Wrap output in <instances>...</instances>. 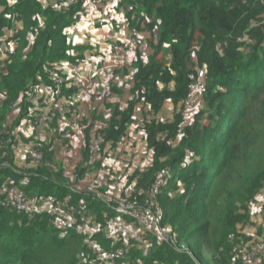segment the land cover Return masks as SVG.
<instances>
[{"label":"trees","instance_id":"trees-1","mask_svg":"<svg viewBox=\"0 0 264 264\" xmlns=\"http://www.w3.org/2000/svg\"><path fill=\"white\" fill-rule=\"evenodd\" d=\"M126 2L129 24L147 33L151 51L146 61L136 63L134 101L124 110L115 108L105 134L111 139L120 135L138 102L148 107L141 123L147 145L154 150L152 164L136 171L133 178L138 189L146 192L158 171L171 170L173 177L158 202L160 224L170 228L174 242L148 234V251L132 241L116 262L245 264L240 245L249 237L239 226L249 222L251 202L264 190V0ZM80 10V2L56 10L37 0H16L0 13V36L12 28L6 13L16 12L23 25L13 27L14 48L0 61V264H106L76 228L61 231L53 215H29L6 203L2 193L16 184L25 199L64 200L71 194L62 175L46 165L29 182L22 181L12 149L13 122L8 117L22 102L24 115L37 85L49 84L44 66L77 60L69 51L83 48L72 45L65 30L78 21ZM197 66L205 70L203 104L193 122L183 126V107L198 76ZM167 101L173 111L166 118L161 114ZM48 146L45 143L42 151ZM187 152L190 160L181 166ZM178 179L184 191L171 196L168 190L179 185ZM71 196L68 211L76 209L75 215L86 213L105 224L103 215L111 214L109 207L87 194ZM97 241L105 250L117 247L106 233ZM181 245L193 254L179 250Z\"/></svg>","mask_w":264,"mask_h":264},{"label":"built area","instance_id":"built-area-1","mask_svg":"<svg viewBox=\"0 0 264 264\" xmlns=\"http://www.w3.org/2000/svg\"><path fill=\"white\" fill-rule=\"evenodd\" d=\"M15 1L16 0H14L13 6L15 4ZM79 2L81 3V10L78 13V21L83 20L86 23H89L90 27L94 29V27H96L95 18L97 13L96 9L98 7V0H43L42 4L43 7L50 6L56 10H65L73 4ZM6 14H8L9 16L8 19H11L12 28L5 29V32H3L2 35H8V40L11 41L12 46L9 47V44L7 45L6 43H4L3 40H0V53L3 54V58H0V61H4L5 59H7L10 51L13 50V27L17 26L14 22L13 13ZM39 21L40 25L44 24V20L42 17H39ZM96 29L100 30L101 28ZM2 35L0 37H2ZM88 40L94 46L93 48L97 49V51L100 47H104L102 59H100L99 62H92V60L90 59L85 60L84 55L79 57V53H77L76 56H72L71 51H69L72 57L77 58L76 61H61L58 63H53L51 67L44 66V74H48L47 78L50 82L49 84L43 83L42 85L40 82L37 85V87L34 89V94L28 100L30 103H32V105L28 106L27 109H29V107L38 106L39 96H41V98L43 99V103L47 102L46 97L47 94L50 93V89L44 87V90L46 91H42L41 94L38 92V90L43 85H45L46 87H50L54 90V95L56 96V98H58L59 102L66 105L64 108H61L62 113L69 111L75 112L77 114L72 115V117L76 119H81L85 117L90 118L91 115L88 114L89 108L85 104L81 103L79 100L83 85L89 81L95 82V80L92 79V76L95 73H97L98 76L100 73L103 72L116 71L120 68H123L127 64L129 50L139 49L141 51H146L148 49L146 32H143L133 27L130 31H127L121 37L119 42L106 41L95 31H92V33L88 36ZM70 43L72 44V42ZM86 58H90V56L88 55L86 56ZM84 62H88V68L86 69H82L81 67L82 63ZM107 63H115V67L110 66ZM196 69L198 70V76L189 86L190 94L183 107V126L193 122V120L190 122V120H187L188 118L185 117V109L189 106L188 103L197 100L199 96H202L204 94L206 89L204 67L197 66ZM68 96L71 97L70 100L65 99ZM22 105L23 102L20 106L16 107L14 112L11 113L8 117V121L13 122V125H11L12 129L10 130V134L13 135V138L16 137L15 130L18 124L17 121L21 117V113L23 110ZM42 114L43 111L39 109L38 116H41ZM157 118H160V116H157ZM51 119H53V115H49L48 113H46V116L43 118V120L45 121H49ZM16 122L17 124L14 125ZM58 130L59 128H48L47 133L50 137H56V133L58 132ZM81 138L85 140L86 135L82 133ZM93 138H95V140H93ZM108 139L110 140L111 138H108L106 136L104 130H98L96 131L94 136L90 138L88 144L86 143V141L84 142V148L88 147L89 150L91 149L92 162L100 160L105 152L110 151ZM172 141L175 142V140ZM45 143L49 145L47 150L50 149L51 142L41 140L33 145V148L36 149V151L39 153H25L24 157H27L28 159H33L36 162V169L46 165L51 171L60 173L65 183H67L66 187L70 190L71 194L66 196L67 198L64 200L54 196H43L41 198L32 197V199H25L23 196L24 193L21 190H17L16 184H13L11 187H6L2 191V193L5 194L6 203L17 207L18 209L29 215H33L35 213H48L53 215L54 223L57 228L61 231L67 230L66 228L71 227L76 228L82 234L85 228H89L91 235H89L85 239V241L94 250V252L98 254L100 259L106 261V264H120L116 261L119 258L123 257L128 251V249H130L132 241H136L140 248H142L144 251H148L151 243L148 234L155 235L158 237V239L161 240L174 242V239L171 235V230L168 226H166L168 228V234L166 233L164 236L160 235L162 231H164L163 228L165 227L161 226L160 224L161 207L158 202V197L159 194L162 192V188L165 187L170 181V179L173 177L172 172L169 168H164L158 171L156 173V179L152 184L151 188L145 192L141 189H138L137 181L133 178V174L136 171L140 170L138 158L132 160L123 154H119L122 160H118L116 169L123 171L122 168H125L126 173L130 175L129 182L127 183L128 187L126 189L121 190L115 188L114 186H111V189H115L117 191H114V194L104 193L101 190H98L100 184L103 183V180L97 177V172L96 174H91L90 172H87L86 177L83 180H80L78 178L79 173L75 172L74 170H71L72 168H70V166L62 168L61 164L56 163L55 161L50 160L44 162V152L42 151L41 147ZM2 144L3 139L0 135V147ZM149 151L151 155H153L154 150L149 147ZM13 154L16 165L17 159L14 151ZM189 160L190 154L189 152H187L185 161L181 163V166H185ZM16 169L17 171L22 173V181L24 183L30 181V177L32 174L23 173L22 171L18 170L17 166ZM81 182L84 184H80ZM114 185H117V183L115 182ZM144 192L145 196L142 198H138V196H142ZM79 193L87 194L91 196L94 200H100L103 203L104 207H109L111 209L110 213L112 215L103 213L105 224L97 221L95 217L86 213L81 212L79 216L75 215L76 209L68 211V207L66 205L67 201L72 197L71 195ZM79 202L80 204L86 206L85 199H81ZM153 208L155 209L156 219L154 221L155 223L152 222L151 224L149 222V219L152 214ZM115 211H117V213ZM137 213L143 214L141 217L138 218L140 228L134 230L132 226H129L125 231V234L128 232H134L133 239L129 238L127 242H125L122 233H120L116 228L117 220H121L123 215L128 214L134 216ZM153 225L157 228L153 229ZM103 226L104 229L102 230ZM242 226L243 224L239 226V230L241 232H243ZM104 233H106L109 239L111 240L112 246L117 245V247L111 250L103 249V247L97 241V236H102ZM240 246L241 258L244 259L245 263L264 264V238L256 246L250 245L246 241L242 242ZM178 247L179 250H185L188 251L191 255L193 254L185 245H181Z\"/></svg>","mask_w":264,"mask_h":264},{"label":"rangeland","instance_id":"rangeland-1","mask_svg":"<svg viewBox=\"0 0 264 264\" xmlns=\"http://www.w3.org/2000/svg\"><path fill=\"white\" fill-rule=\"evenodd\" d=\"M41 3L43 0H39ZM14 3V0H1L0 1V13H3L7 10L8 7H12ZM108 3V10L109 13H112L114 16L117 15L118 9L116 6V3L114 1H109ZM97 12L100 10V7H97ZM5 19H8V14H5ZM14 22L17 26L20 28L23 26L20 21L17 20V13H13ZM0 40H3L4 43L7 45L9 44V47L12 46V43H9L8 35L3 34L2 37H0ZM92 47L89 46V49H92ZM148 51H144L145 53ZM0 58H3V54L0 53ZM100 64V63H98ZM110 66L115 67V63H107ZM65 67V66H63ZM201 72V71H200ZM97 77V76H95ZM45 88L50 89V93L47 94L46 97V103H43V99L41 96H39L38 106L35 107H29L27 111H25L24 115L21 116L18 120V124L16 126L15 130V138L13 140L12 148L15 153L17 162L16 166L18 170L22 171L23 173H29V174H36L37 169L35 168L36 162L33 159H28L27 157H24L25 153H39L36 151V149L33 148V145L38 141H50L51 142V148L48 149L46 152H44L43 161H55L56 163L61 164L63 160L69 161V166L72 168L71 170H74L75 172H78V178L80 180H83L86 177V173L90 172L91 174H96L97 177L103 180V183L100 184V187L98 190H101L104 193H110L114 194V191H117L115 189H111V186H114L118 189H126L128 187L127 183L129 182L130 175L126 173L125 168H122L123 171L117 170V164L118 160H122L117 153L116 149L121 143L125 136V129L128 127H133L134 120L133 118L129 120L124 129L121 131L120 135L117 136V134H114L113 139L109 140V146L110 151L105 152L103 154V157L96 161H91V149L89 150L88 147L84 148V142L88 144L91 137L94 136L96 131L98 130H108L107 128H103L104 122L101 120H98L97 122L90 121V118H81L76 119L72 117V115H75L77 113L75 112H64L62 113L61 108H64L66 105L59 102L58 98L54 95V90L50 87H46L43 85L38 92L41 94L42 91ZM202 96H199L197 100H194L193 102L188 103V107L185 109V117L188 118L187 120H194L196 112H198L203 104ZM39 109L43 111V114L41 116H38ZM86 110V109H84ZM61 112V113H60ZM46 113L49 115H53V119L49 121L43 120V118L46 116ZM172 110H167L166 105H164L163 108V115L164 117H169L171 115ZM88 114L91 115V112L89 111ZM48 128H59L58 132L56 133V137H50L48 135ZM141 129H139L137 132H133V136L136 134H139ZM84 133L86 135L85 140L81 138V134ZM67 136V137H65ZM95 140V138H93ZM70 143V144H69ZM62 153V157H60V154ZM79 156L80 162L76 163V157ZM133 160V159H132ZM139 164L142 167V160L143 156L139 159ZM86 165V167H85ZM62 166V164H61ZM83 166L84 168L79 171V167ZM116 177H115V176ZM116 178V179H115ZM115 182L117 185H114ZM179 185H172L168 193L171 196H174L175 194H179L184 191V186L181 185V182L178 179ZM84 184V183H80ZM167 187V186H166ZM166 187H163L162 190L166 192ZM68 190V189H67ZM96 203V202H95ZM117 213V211H115ZM142 213H137L134 216L132 215H123L121 220H117L116 228L117 230L122 233L123 239L125 242L129 238L133 239V233L134 232H128L125 234V231L129 226H132L134 230H137L140 228L139 224V217H141ZM156 219V213L155 209H152V214L150 216L149 222L152 224L155 223ZM115 220V219H112ZM152 228H157L156 226H152ZM104 229V226L102 230ZM164 231L160 235L164 236L166 233L168 234V228H163ZM159 231V230H158ZM167 231V232H166ZM83 236L86 239L89 235H91V232L89 228H85L83 231ZM201 259L205 260V257L202 253L200 255Z\"/></svg>","mask_w":264,"mask_h":264},{"label":"crops","instance_id":"crops-1","mask_svg":"<svg viewBox=\"0 0 264 264\" xmlns=\"http://www.w3.org/2000/svg\"><path fill=\"white\" fill-rule=\"evenodd\" d=\"M108 1H114L116 3L118 14L113 15L109 13ZM43 6L42 3H40ZM97 5L100 10L96 13L94 29L90 27L89 23L83 20H79L74 25L69 26L65 33L67 34L69 42H72L75 47L83 48L82 50H70L72 56H76L77 53L81 56H85V60H92V62H99L102 59L104 47H100L99 50L92 48V44L88 40V36L95 31L104 40L111 42H119L121 37L132 29L128 21L127 5H130L126 0H98ZM128 14L132 13L128 12ZM139 21V20H137ZM44 22V21H43ZM96 28H101L100 30ZM147 37V33H146ZM11 43V41H9ZM15 42L13 43L14 48ZM151 50L145 53L139 49H131L128 51L127 64L116 71H108L93 74L92 79L95 82H87L81 89L80 102L85 104L91 112L90 121L97 122L101 120L104 122L103 128H109V124L113 119L115 108L124 110L134 100V78L137 71L136 63L140 60L146 61ZM90 58H86V56ZM82 69L88 68V62H84L81 65ZM97 76V77H95ZM95 77V78H94ZM43 82L41 83V85ZM65 99H71L70 96ZM167 110H172V104L168 101L165 103ZM148 107L142 102H138L135 106V112L133 115L134 125L125 129V136L116 151L118 154H123L129 159H136L143 156L140 166V171L146 170L151 164L153 155L149 151L147 145V133L141 123L143 110H147ZM163 117L164 115L161 114ZM121 117L116 116V120H120ZM139 134L133 136V132ZM67 137V136H65ZM113 139V138H112ZM62 157V153L60 154ZM139 161V160H138ZM76 163L80 162L79 156L76 157ZM62 168L69 166V161H62ZM84 167H79L81 171ZM251 217L249 222L243 224L242 230L244 235L249 237L246 242L250 245L256 246L264 238V190L261 191L257 198L251 202ZM248 264V263H245Z\"/></svg>","mask_w":264,"mask_h":264},{"label":"clouds","instance_id":"clouds-1","mask_svg":"<svg viewBox=\"0 0 264 264\" xmlns=\"http://www.w3.org/2000/svg\"><path fill=\"white\" fill-rule=\"evenodd\" d=\"M14 13V12H13Z\"/></svg>","mask_w":264,"mask_h":264}]
</instances>
